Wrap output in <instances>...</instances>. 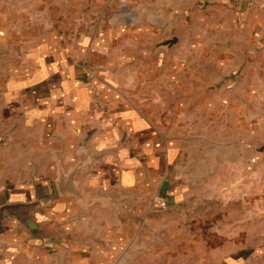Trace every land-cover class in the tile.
<instances>
[{
    "label": "crops",
    "instance_id": "1",
    "mask_svg": "<svg viewBox=\"0 0 264 264\" xmlns=\"http://www.w3.org/2000/svg\"><path fill=\"white\" fill-rule=\"evenodd\" d=\"M56 1L50 7L35 1L30 15L19 5L4 21L40 29L19 30L17 61L0 97V264H137L134 250L144 246V234L153 249L154 233L164 227L216 229V210L205 214L212 223L185 221L206 212L179 208L188 201L179 169L186 149L148 108L163 104L161 90L172 88L182 89L181 105H201L197 93L217 86L175 74L172 59L182 53L176 46L151 50L170 35L180 44L186 1L134 0V15L125 18L102 15L98 6L96 12L91 0ZM210 1L212 30L197 26L195 40L210 41L217 75L220 54L242 57L264 45V0ZM240 40L245 48L236 51ZM253 181L258 194L242 211L250 218L236 226L243 237L234 250L220 256L215 242L206 261L183 264H264V189ZM228 200L235 203L234 196Z\"/></svg>",
    "mask_w": 264,
    "mask_h": 264
},
{
    "label": "rangeland",
    "instance_id": "2",
    "mask_svg": "<svg viewBox=\"0 0 264 264\" xmlns=\"http://www.w3.org/2000/svg\"><path fill=\"white\" fill-rule=\"evenodd\" d=\"M4 1L7 2L5 5ZM35 1L48 3V7L52 2H57L56 0ZM35 1L11 0V3L14 2L11 4L6 0H0V97L4 96L6 90L8 69L17 61L15 51L20 44L19 30L27 34L40 29V26L35 24L27 23L25 27L20 28L19 25H8L4 21L8 19L9 13L13 17L19 12V5H26L28 14H33ZM168 1L173 3L178 0ZM185 1L187 7L181 12L184 23L181 24L180 44L177 35H170L154 42L151 50L153 52L160 48L171 50L176 46V49H180L182 53L180 57H175L172 63L170 62L176 69L175 74L180 70L186 71L187 78L199 76V81L213 82L217 86L205 88L207 91L201 89L197 93L204 99L201 105L189 103L186 106L181 105L176 97L182 89L172 88L168 92L161 90L167 96L163 104H149L148 108L153 112L156 123L166 130L169 128L170 131L175 132L177 140L186 149L179 169L187 179L188 201L183 202L179 208H197L206 212L202 216L199 213L185 221L189 223L192 220L202 219L212 223L215 218L205 219V214L216 210L219 211L218 227L212 230L209 226H205V222L202 231L196 226L191 228L188 224L183 225L181 231L177 227L170 229L164 227L161 232L154 233L153 249L147 248V236L144 234L142 236L144 246L134 250V260L139 261L137 264H183L184 260L194 262L200 258L206 261L205 257L207 254L210 255L209 250L216 244L220 256L229 250H234L232 243L243 237V234L236 232L235 228L237 225L247 223L250 218L248 215L242 216V211L247 204L253 203L251 199H256L253 196L258 194L251 191L249 183L252 180L261 182L263 183L261 190L264 189V55H259L260 49L264 50V45L252 46L254 50L251 49V52H246L242 57L237 55V52L235 56L228 58L220 54L218 58L220 72L216 75L210 64L212 60L211 56L209 57L210 41L195 40V36L201 37V33L196 32L197 26L203 25V32L209 33L212 30L208 22L216 15L212 7L213 3L210 0ZM66 2L72 5L81 0H64L60 4L66 5ZM90 2L95 10L98 9L97 6L102 8L99 9L102 15L105 12L109 17L111 12H114L117 18L134 15V0H91ZM172 6L170 11L178 13ZM20 10L22 14V9ZM120 25L123 29L128 28L125 20H122ZM236 29L240 30V25H237ZM173 37L177 38V42L172 46L159 45ZM245 44L240 40L238 44L240 48L236 46L235 50H243ZM205 50L208 51V56L199 57V52ZM212 63L217 64L216 61ZM175 83L172 82L174 85ZM213 88L216 91H212ZM152 93L153 91H150V94ZM0 128H2L1 122ZM231 196H234L235 203L228 200ZM177 218H174L176 222L172 223L175 226L179 224ZM162 225L167 223L164 222ZM196 242L199 243L197 246L200 250L195 248Z\"/></svg>",
    "mask_w": 264,
    "mask_h": 264
},
{
    "label": "water",
    "instance_id": "3",
    "mask_svg": "<svg viewBox=\"0 0 264 264\" xmlns=\"http://www.w3.org/2000/svg\"><path fill=\"white\" fill-rule=\"evenodd\" d=\"M177 42V38L176 37H173V38H171V39H167V40H165V41H163L161 44H159V45H166V46H168V47H170V46H172L174 43H176ZM204 91H207L206 89H204ZM68 188H72V186H67Z\"/></svg>",
    "mask_w": 264,
    "mask_h": 264
}]
</instances>
